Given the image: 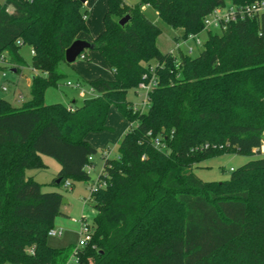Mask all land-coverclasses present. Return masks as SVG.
Listing matches in <instances>:
<instances>
[{
	"label": "trees",
	"instance_id": "obj_1",
	"mask_svg": "<svg viewBox=\"0 0 264 264\" xmlns=\"http://www.w3.org/2000/svg\"><path fill=\"white\" fill-rule=\"evenodd\" d=\"M253 1L106 0L91 43L112 75L85 79L92 95L73 110L46 104L44 94L65 76L58 65L66 48L88 32L83 2L0 1V54L18 72L19 47L28 44L38 71L20 105L0 97V264H264V14L210 31L196 56H174L158 48L161 29L143 11L149 6L185 37L202 30L214 7ZM152 64L158 84L142 111L127 93ZM112 106L130 125L118 155L102 157L92 238L75 254L74 246L52 247L63 195L43 191L26 170L44 169L47 155L59 163L56 186L91 180L85 165L97 149L86 136L107 128ZM220 153L260 156L226 180L198 178L192 167Z\"/></svg>",
	"mask_w": 264,
	"mask_h": 264
},
{
	"label": "rangeland",
	"instance_id": "obj_2",
	"mask_svg": "<svg viewBox=\"0 0 264 264\" xmlns=\"http://www.w3.org/2000/svg\"><path fill=\"white\" fill-rule=\"evenodd\" d=\"M125 1L128 5H132L139 0ZM85 10L86 24L94 33L93 31H96L98 25L103 26L106 0H86L82 4V11ZM147 12L146 16L161 29V33L157 37L158 48L162 52L172 50L175 38L176 40L181 38V29H174L166 25L158 18L153 9H151V12ZM199 38L202 41L201 45H196L193 41H187L181 46V49L186 51V46L192 45L193 50L190 55H198L203 49V42L207 38V33L201 32ZM85 52L87 53L86 58L77 57L72 64L61 62L58 65V70L65 76L56 86L52 85L46 88L44 94L46 104L62 103L66 106H79L85 98L90 97V87L85 79L94 76L111 77L112 73L98 50L85 49ZM19 53L24 60V65L18 68V72L11 70L13 67L16 68V65H11L8 62L6 53L0 54V56H4V61L0 60V97L7 99L14 106L20 105L29 98V88L21 73L30 76L33 70L31 47L28 44H21ZM37 72L36 70L34 74ZM68 81L71 84L68 85ZM78 82L81 84V88L75 86ZM2 86H6L7 89L4 90ZM142 96V91L137 88H132L127 93V99L134 105L141 102ZM129 125L130 123L119 113L117 108L112 106L106 118L107 128L98 132H90L87 135V141L97 149V152L92 155L94 162L90 171L92 180H95L102 170V157L114 158L118 155V141ZM103 152H107L106 155L103 156ZM258 156L260 154L220 153L206 157L196 163L192 167V171L203 181H223L230 177L233 169ZM41 157L46 167L44 169H27L26 175H33L34 179L42 184L43 191L58 190L62 193L63 199L66 200L61 205V211L64 214L58 215L52 225L54 229L61 228L62 233L58 236H48L47 243L56 248L75 246L78 242L79 220L85 217L86 222L92 224L95 214L93 199L90 197V180L79 179L71 183L69 188L64 185L58 187L52 181L59 170V163L50 156L42 155ZM71 262L75 263L74 260H71Z\"/></svg>",
	"mask_w": 264,
	"mask_h": 264
},
{
	"label": "built area",
	"instance_id": "obj_3",
	"mask_svg": "<svg viewBox=\"0 0 264 264\" xmlns=\"http://www.w3.org/2000/svg\"><path fill=\"white\" fill-rule=\"evenodd\" d=\"M261 14H264V0H255L251 3L243 4V5H236L230 2H227L224 5H218L214 7L204 18H203V27L202 30L198 33H189L185 37H181L180 40H174V47L169 52L173 54L174 56H177L179 51H182L183 53L190 54L193 50L192 45L186 46V51L181 49V46L185 44L187 41H193L196 45H201L202 41L199 38V35L201 32H206L207 34L211 31H220L226 28L227 24L230 22H234L237 20H243L246 18H252L253 16H259ZM204 43V42H203ZM78 57L84 58V55H79ZM0 60L4 61V56H0ZM149 73H145L143 75V80L138 84L136 87L138 90H141L143 93L142 99L140 103H136L135 107L139 108L140 110L144 111L146 110L148 106V92L151 90L154 86L158 84V78L155 73V65H149L148 67ZM4 75V74H3ZM67 84H71L69 81ZM76 87L81 88V84L78 82L75 85ZM2 88L5 90L7 89L6 86H2ZM90 93L91 89H90ZM69 109L73 110V107L70 105L68 106ZM156 144L158 145L159 142L157 141ZM107 152H103V156L106 155ZM89 163L85 165V170L88 174H90V171L93 167V157H88ZM104 185V182H100L98 179V176L95 180H90V193L96 189L98 186ZM64 186L66 188H69L71 186V182L69 180H66L64 183ZM80 222V229L78 233V242L73 248V254H75L80 248L84 247L92 238L93 234V226L92 224H89L86 222L85 217H82ZM62 233L61 228L54 229L51 228L48 231V236H58Z\"/></svg>",
	"mask_w": 264,
	"mask_h": 264
},
{
	"label": "water",
	"instance_id": "obj_4",
	"mask_svg": "<svg viewBox=\"0 0 264 264\" xmlns=\"http://www.w3.org/2000/svg\"><path fill=\"white\" fill-rule=\"evenodd\" d=\"M81 1L83 2L84 0ZM128 19L129 16L125 15L118 20V23L120 25H123L125 22L128 21ZM92 48H93V44L91 42L82 39H75L65 50V61L67 63H72L76 60V58L81 54L83 50L92 49ZM11 70L13 72L16 71L15 68H12ZM56 182H59V179H57ZM65 202L66 200L62 199V204Z\"/></svg>",
	"mask_w": 264,
	"mask_h": 264
},
{
	"label": "crops",
	"instance_id": "obj_5",
	"mask_svg": "<svg viewBox=\"0 0 264 264\" xmlns=\"http://www.w3.org/2000/svg\"><path fill=\"white\" fill-rule=\"evenodd\" d=\"M88 1V0H87ZM84 2H86V0H84L83 1V3ZM123 2L125 3V4H128L125 0H123ZM102 8H103V6H102ZM151 9L152 8H150L149 6H147V5H145V6H143V11L145 12V13H148L147 11H150L151 12ZM90 25H91V22H90ZM87 26H88V24H87ZM103 29V26L101 25H98V27H97V29H96V31H93L94 33H92L91 32V30H90V27L88 26V32L87 33H84V32H82V33H79L78 34V36H77V39H82V40H86V41H88V42H91L92 41V39L101 31ZM72 64V63H71ZM36 70L35 69H33L32 70V73L30 74V76H27V75H24L23 73H21V76H24V78H25V81H26V83H27V85H28V88H29V85H30V81H31V77H32V75H34V72H35ZM16 72V71H15ZM94 77H97V76H94ZM94 77H88L89 79L90 78H94ZM110 78V77H109ZM90 96L92 95L91 93L89 94ZM128 129V128H127ZM127 129H125V131H124V133L126 132V130ZM123 133V134H124ZM89 134V133H88ZM87 134V135H88ZM122 134V135H123ZM122 135H121V137H122ZM87 137V136H86ZM120 137V138H121ZM120 140V139H119ZM93 146V145H92ZM94 147V146H93ZM259 152H260V154H262V155H264V133H263V139H262V142H261V145H260V147H259ZM58 172V171H57ZM30 176H33V175H30ZM33 178H34V176H33ZM63 213V212H62ZM64 214V213H63Z\"/></svg>",
	"mask_w": 264,
	"mask_h": 264
}]
</instances>
